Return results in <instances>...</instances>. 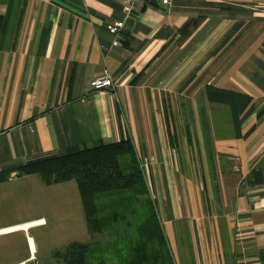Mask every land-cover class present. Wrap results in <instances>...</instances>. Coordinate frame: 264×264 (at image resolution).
I'll list each match as a JSON object with an SVG mask.
<instances>
[{"label":"crops","instance_id":"obj_1","mask_svg":"<svg viewBox=\"0 0 264 264\" xmlns=\"http://www.w3.org/2000/svg\"><path fill=\"white\" fill-rule=\"evenodd\" d=\"M123 3L0 0V170L128 139L173 264H264V0H142L112 45ZM207 85L248 97L238 136Z\"/></svg>","mask_w":264,"mask_h":264},{"label":"trees","instance_id":"obj_2","mask_svg":"<svg viewBox=\"0 0 264 264\" xmlns=\"http://www.w3.org/2000/svg\"><path fill=\"white\" fill-rule=\"evenodd\" d=\"M205 94L209 101L229 107L238 136L239 114L248 97L213 85L205 87ZM30 174L47 185L74 180L88 233L104 236L56 250L53 255L62 264H173L144 171L128 139L7 167L0 170V183L12 175Z\"/></svg>","mask_w":264,"mask_h":264},{"label":"rangeland","instance_id":"obj_3","mask_svg":"<svg viewBox=\"0 0 264 264\" xmlns=\"http://www.w3.org/2000/svg\"><path fill=\"white\" fill-rule=\"evenodd\" d=\"M173 105L176 107V103ZM193 168L197 172V167ZM37 218L43 219L40 226L0 235V250L14 257L8 264L29 255L26 235L33 237L37 259V262L33 260L27 264H62V260L53 255L56 250H63L72 242L104 238L88 233L82 200L74 180L47 185L35 174L25 180L0 184V224Z\"/></svg>","mask_w":264,"mask_h":264},{"label":"built area","instance_id":"obj_4","mask_svg":"<svg viewBox=\"0 0 264 264\" xmlns=\"http://www.w3.org/2000/svg\"><path fill=\"white\" fill-rule=\"evenodd\" d=\"M142 0H124L122 10L124 19L114 21L112 23H108L106 25L107 31L113 35L112 45L119 44V32L124 24V20L127 16L131 14V12L136 8L138 3ZM163 3H169V0H162ZM90 86L92 90H105L107 92H111L113 95L116 96V92L114 91V82L111 75L108 72H104L98 77H95L91 80ZM142 167V166H141ZM143 171L145 172V168L142 167Z\"/></svg>","mask_w":264,"mask_h":264},{"label":"bare ground","instance_id":"obj_5","mask_svg":"<svg viewBox=\"0 0 264 264\" xmlns=\"http://www.w3.org/2000/svg\"><path fill=\"white\" fill-rule=\"evenodd\" d=\"M39 222H42V220H38L37 222H33V223H34V224H38ZM27 226H28V224H21V225L18 226V227L26 228ZM18 227H10V228L2 229V230H0V234L5 233V232L12 231V230H14V229H18Z\"/></svg>","mask_w":264,"mask_h":264}]
</instances>
